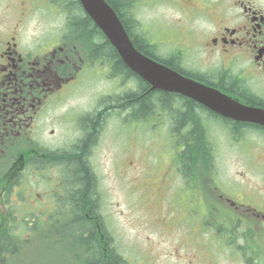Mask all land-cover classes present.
I'll use <instances>...</instances> for the list:
<instances>
[{"label":"flooded vegetation","instance_id":"af4514ba","mask_svg":"<svg viewBox=\"0 0 264 264\" xmlns=\"http://www.w3.org/2000/svg\"><path fill=\"white\" fill-rule=\"evenodd\" d=\"M35 1L0 0V264L18 252L19 244L23 246L18 241L30 244V235L68 246L66 250L77 257L78 264H129L115 254L105 220L98 214L101 204L96 178L94 200L82 201L76 196V171L66 163L74 151L83 144L82 158L90 163L110 119L120 109L124 122L160 129L180 153L202 142L246 144L260 161L264 127L224 117L185 95L151 89L127 68L116 75L115 63L122 59L104 34L90 25L85 35L70 37L68 12L52 0H42L48 6L44 9L58 6L63 24L53 37L46 30L34 43L26 22L40 8L33 7ZM110 1L142 54L238 104L264 111V0ZM75 13L83 15L84 11L76 9ZM41 38L49 40L47 46L40 45ZM94 64L100 70L96 76L103 75L107 83L113 81L108 104L97 101L88 110L70 108L46 118L50 107L66 99L60 95L64 85L81 73L78 80L90 78L84 72ZM141 99L150 105L140 103ZM118 100L122 105L116 107ZM56 123L62 125L60 129ZM89 124L96 129L88 130ZM64 128L69 129L70 140H66ZM44 139L56 146H46ZM187 184L194 188L192 171ZM20 205L30 208L28 214L33 217L30 221L29 216L23 217L21 225L27 231L18 236L15 219ZM80 206L82 216L76 212ZM80 219L87 228L79 234L77 230H83L76 227ZM240 221L232 218L229 223L238 227ZM39 224L41 227L35 226ZM254 234L243 231L239 235L243 243L235 249L244 264H264V230ZM94 245L98 249L88 248Z\"/></svg>","mask_w":264,"mask_h":264},{"label":"rangeland","instance_id":"374dc122","mask_svg":"<svg viewBox=\"0 0 264 264\" xmlns=\"http://www.w3.org/2000/svg\"><path fill=\"white\" fill-rule=\"evenodd\" d=\"M38 6L26 22L34 43L46 30L53 37L63 24L58 6L54 9L51 5L45 11L47 4L36 0L33 7ZM48 41L41 38L39 43L47 46ZM99 72L96 64L90 65L84 72L90 78L78 80L81 73L65 84L60 95L66 99L50 107L46 118H55L70 108L88 110L101 96L111 94L113 81L108 84L103 75L96 76ZM116 112L90 165L98 179L99 210L122 258L129 264H244L234 248L243 240L234 234L248 229L249 224L258 230L250 220L264 229V163H260L264 155L259 161L246 144L215 143L211 172L209 168H199L197 174L194 171L192 188L187 178L177 173L174 149L161 130L128 125L122 109ZM56 125L58 129L62 126ZM64 130L66 140H70L69 129ZM44 143L56 146L45 139ZM220 194L236 204L230 206L225 199L222 203ZM30 211L18 206L16 225ZM231 213L242 222L237 229L230 227ZM26 231V226L19 225L18 236ZM29 238L33 239L31 243L20 240L23 246L19 244L18 252L3 264H78L77 257L66 250L68 246L40 241L34 235ZM230 238H234L233 243Z\"/></svg>","mask_w":264,"mask_h":264},{"label":"water","instance_id":"95a60500","mask_svg":"<svg viewBox=\"0 0 264 264\" xmlns=\"http://www.w3.org/2000/svg\"><path fill=\"white\" fill-rule=\"evenodd\" d=\"M79 1L84 11L115 47L124 63L148 82L152 89L180 93L222 116L264 126V111L238 104L218 91L183 78L175 71L138 52L132 45L115 11L105 0Z\"/></svg>","mask_w":264,"mask_h":264},{"label":"trees","instance_id":"16d2710c","mask_svg":"<svg viewBox=\"0 0 264 264\" xmlns=\"http://www.w3.org/2000/svg\"><path fill=\"white\" fill-rule=\"evenodd\" d=\"M107 3H111L110 0H105ZM54 3H58V5L61 6L62 9L67 10L68 15H69V26H68V32L69 36H74L75 38L79 37V35H85V29L87 27L94 26L95 24L92 22V20L84 13L83 15H78V13H75L76 9H81V5L78 2V0H52ZM116 9V7H115ZM117 10V9H116ZM138 49V48H137ZM105 51L111 53L113 50L108 49L107 47L104 48ZM140 50V49H138ZM121 68H127L124 63L121 61L115 63V74H119L121 72ZM128 69V68H127ZM124 70V69H123ZM128 72L131 75H135L130 69H128ZM142 104H146L149 106L148 100H143L141 99L139 101ZM100 105H107L108 104V96H105L101 99L99 102ZM116 107L119 105H122V102L118 100L116 102ZM94 124V122H92ZM89 124V129L94 131L96 128L95 125ZM93 133V132H92ZM90 139L93 138L91 136V133L88 136ZM84 148L83 144L79 146L78 150L74 151V154L68 158L67 160V165L68 169H72L73 171H76L75 174V179L78 181L77 187L79 186V190H77V197L80 198L82 201H91L94 200L93 196V185H95V175L92 172V168L89 164V162L85 159L82 158L81 155V150ZM77 151V152H76ZM209 158H206L208 157ZM177 161H178V166L180 170L185 172H189L190 170L194 171L199 168H209V171L211 172L212 167L214 166V154H213V145L211 143H195L191 146H188L187 149H185L183 152L179 153L177 155ZM79 199V200H80ZM83 208L82 206L78 207L76 209V212L78 216H82L83 213ZM92 210H88V213L92 214ZM75 212V213H76ZM76 227H83V230H77V232L83 233L87 228V225L85 224V221H80L77 222ZM56 232H59V230H55ZM89 231V230H88ZM110 235V234H109ZM89 249H98L97 245H94L93 247L88 246ZM114 252L117 254V251L114 247ZM95 255V254H94ZM92 254L89 256L88 259H91ZM2 258V257H1ZM119 258V257H118ZM115 264H123V261L121 262H115Z\"/></svg>","mask_w":264,"mask_h":264}]
</instances>
